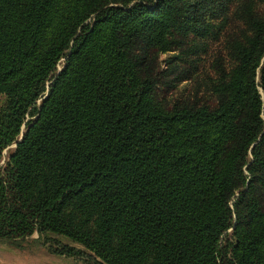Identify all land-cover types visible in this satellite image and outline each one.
I'll return each mask as SVG.
<instances>
[{"label": "trees", "instance_id": "obj_1", "mask_svg": "<svg viewBox=\"0 0 264 264\" xmlns=\"http://www.w3.org/2000/svg\"><path fill=\"white\" fill-rule=\"evenodd\" d=\"M260 1L0 0V245L264 264Z\"/></svg>", "mask_w": 264, "mask_h": 264}, {"label": "rangeland", "instance_id": "obj_2", "mask_svg": "<svg viewBox=\"0 0 264 264\" xmlns=\"http://www.w3.org/2000/svg\"><path fill=\"white\" fill-rule=\"evenodd\" d=\"M259 5L264 7V1H260ZM66 8V0H61L59 10L63 11ZM234 5L231 8L233 10ZM231 13V18H232ZM50 32V30L48 31ZM175 54V50H169L159 53L160 68L166 67V63L170 58V55ZM208 59L210 57L208 56ZM58 66V64H57ZM174 86L170 87L169 90L164 89L161 84L156 88V92L160 97H165L167 101H171L176 97H185L195 92V87L190 79H183L176 82ZM199 95L207 97L209 92L200 89ZM4 100V94L0 93V103ZM13 143L9 144L2 150V157L0 162L6 156L7 152L12 148ZM237 195V192L235 193ZM34 236V235H33ZM0 264H86L83 260L78 258L55 255L47 251L45 245H36L28 243L24 249H13L0 245Z\"/></svg>", "mask_w": 264, "mask_h": 264}, {"label": "water", "instance_id": "obj_3", "mask_svg": "<svg viewBox=\"0 0 264 264\" xmlns=\"http://www.w3.org/2000/svg\"><path fill=\"white\" fill-rule=\"evenodd\" d=\"M18 138H20V135H19V137Z\"/></svg>", "mask_w": 264, "mask_h": 264}]
</instances>
